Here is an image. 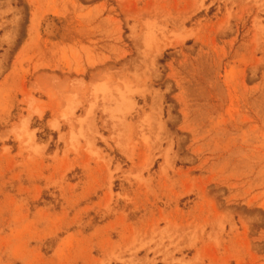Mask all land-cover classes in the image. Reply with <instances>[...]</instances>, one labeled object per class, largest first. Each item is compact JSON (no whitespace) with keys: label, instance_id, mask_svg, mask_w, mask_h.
Returning a JSON list of instances; mask_svg holds the SVG:
<instances>
[{"label":"rangeland","instance_id":"obj_1","mask_svg":"<svg viewBox=\"0 0 264 264\" xmlns=\"http://www.w3.org/2000/svg\"><path fill=\"white\" fill-rule=\"evenodd\" d=\"M0 264H264V0H0Z\"/></svg>","mask_w":264,"mask_h":264},{"label":"bare ground","instance_id":"obj_2","mask_svg":"<svg viewBox=\"0 0 264 264\" xmlns=\"http://www.w3.org/2000/svg\"><path fill=\"white\" fill-rule=\"evenodd\" d=\"M55 25H56V24H54V23L48 21V23H47V28H46V29H48L47 31H50L51 33H52L53 31H55V30H54V29H55ZM47 31H46V32H47ZM51 33H50V34H51ZM54 34H55V33H54ZM52 35H53V34H52ZM54 124H55V122H54Z\"/></svg>","mask_w":264,"mask_h":264}]
</instances>
